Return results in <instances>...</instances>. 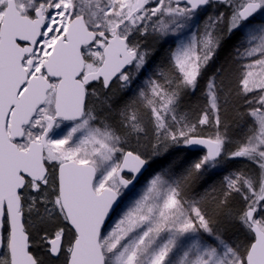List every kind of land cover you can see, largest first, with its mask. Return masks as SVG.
Here are the masks:
<instances>
[{
  "label": "snow or ice",
  "instance_id": "1",
  "mask_svg": "<svg viewBox=\"0 0 264 264\" xmlns=\"http://www.w3.org/2000/svg\"><path fill=\"white\" fill-rule=\"evenodd\" d=\"M207 6L228 11L201 31ZM225 24L232 55L193 120L183 97ZM169 35L148 71L141 41ZM114 85L132 92L119 107ZM229 106L242 140L221 123ZM169 148L204 154L154 168ZM233 158L257 170L194 190ZM0 264H264V0H0Z\"/></svg>",
  "mask_w": 264,
  "mask_h": 264
},
{
  "label": "rangeland",
  "instance_id": "2",
  "mask_svg": "<svg viewBox=\"0 0 264 264\" xmlns=\"http://www.w3.org/2000/svg\"><path fill=\"white\" fill-rule=\"evenodd\" d=\"M219 11H225L227 13V9L223 7L213 8L211 6H207L206 10L198 12L199 18V28L201 31L203 30L204 21L206 20L208 15L215 14ZM218 34L222 37L221 45L216 55L214 56L212 62L208 67L207 75L203 77L198 87L194 92H189L187 95L183 97V109L188 112L193 120L199 115L200 109L203 106V91L205 87V83L207 77L210 76L217 67L225 64L226 61L232 55V44L234 43V37H229L226 31V24L221 25L218 29ZM177 39L175 36L169 35L166 37H153L149 36L147 39L141 41L142 46L150 51V55L148 57L149 65L148 71L160 63L166 62L167 56L170 54L172 50H174ZM227 43V44H226ZM228 52V56L224 55L223 59L225 61H220V52L223 47H225ZM147 72L145 73V75ZM143 79V77L141 78ZM140 81H137L133 84V90L137 87V84ZM112 95L114 97V106L119 107L125 100L129 99L132 96L131 91H122L118 86H113ZM221 123H227L228 125V135L232 141L242 140L247 131L244 120L238 119L236 114L231 106H229L226 113L221 114ZM204 136L210 134L213 130L209 128V126H202ZM58 131V130H57ZM230 150L235 149L234 144H230ZM141 151H150V147H142ZM203 152L191 153L189 154L186 151H178L176 148H169L167 151H162L159 156L153 158V167L154 168H163L168 167L169 165H175L179 171H183L192 161L198 159L199 156L203 155ZM257 170V166L246 160L245 158H233V159H224L217 166V168L210 170L203 177L198 179L194 184V190L197 192H203L205 188H209L215 186L219 188L221 183L224 180V177L228 176L230 173L235 171H244L246 173H251ZM218 227L222 230L224 237L234 238L235 233L237 232L238 226L234 223L230 224L227 222H221Z\"/></svg>",
  "mask_w": 264,
  "mask_h": 264
},
{
  "label": "trees",
  "instance_id": "3",
  "mask_svg": "<svg viewBox=\"0 0 264 264\" xmlns=\"http://www.w3.org/2000/svg\"><path fill=\"white\" fill-rule=\"evenodd\" d=\"M226 44H225V47H223L222 50H221V52H220V61H222V62L225 61V58H224V60H222L225 54H226V57H229L228 56L227 49H226L227 48L226 47Z\"/></svg>",
  "mask_w": 264,
  "mask_h": 264
},
{
  "label": "water",
  "instance_id": "4",
  "mask_svg": "<svg viewBox=\"0 0 264 264\" xmlns=\"http://www.w3.org/2000/svg\"><path fill=\"white\" fill-rule=\"evenodd\" d=\"M197 152H203V151H194V152H192V153H197Z\"/></svg>",
  "mask_w": 264,
  "mask_h": 264
}]
</instances>
